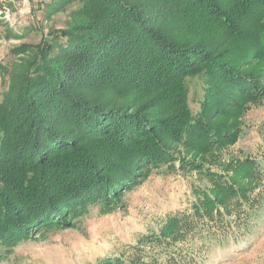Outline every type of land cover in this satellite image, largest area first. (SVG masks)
Masks as SVG:
<instances>
[{"label":"rangeland","instance_id":"rangeland-1","mask_svg":"<svg viewBox=\"0 0 264 264\" xmlns=\"http://www.w3.org/2000/svg\"><path fill=\"white\" fill-rule=\"evenodd\" d=\"M212 1L221 6L220 9L223 12H228L230 0ZM127 2L136 17L130 19L127 15L122 14L120 20L123 23L121 26L125 30L136 28L141 24L145 32L167 30L177 41L181 40L178 38L181 33L187 30L181 24L183 13L177 11L178 13L172 15L170 10L160 5V0H128ZM142 4L144 6L146 4L148 7H144ZM83 5V0H0V114L2 111L9 112L13 109L12 103L18 101L19 95L22 94L23 87L19 86L21 78L32 74L33 64L42 60L41 56L37 54L42 49V53L48 60L55 57L54 63H50L48 66H54L57 70L46 72L45 81L36 83L23 98L30 100L39 109L38 113L42 116L40 120L47 128H49L48 124L58 129L64 127L63 132L72 140L73 145L76 140L85 136L81 141L87 140V142L84 141L81 147L89 145L91 140L88 136L97 138V135L102 134H85L83 133L84 126L76 121L78 118L81 120L87 117L85 115L87 110L73 104L70 105L68 102L67 92H71L70 94L73 96V91L81 89L79 86L81 84L75 73H67L65 68L78 66V63L83 59L88 60L83 64V67L88 66L86 72L89 74L102 64L106 68L112 66V63L107 64L109 60L124 68L125 71L130 66H137V59H131L130 50H124L121 54L118 50L112 53L113 49L108 45L110 42L98 37L97 40L88 38V43H84L88 49L84 53L77 51L78 53L75 52L73 55L64 56L62 54L61 47L64 39L59 38L62 32H67L71 28L84 32L90 28L91 23H86L87 25L84 23L88 22L91 18L90 15L93 14L83 16L85 13ZM238 7H240L239 4ZM253 7L255 8L252 16L251 12L242 15L243 13L238 9H235V14L231 15V21L239 25L236 27L241 31L235 42H231L226 36L224 25H220V27L211 21L209 24H214L217 27L216 31H213L214 33L207 27L208 24L203 25L206 30L204 37L212 38V42L207 46H202L207 48L209 45H213V42L231 46L233 55H230L229 58L237 61L240 72H243L241 75L244 77L236 82H228L233 86L221 80L220 85L215 87L216 92L209 100L214 105V109L212 108L210 112L207 111L203 117L198 118L194 114L199 111V102L203 96L202 80L198 77L186 79L189 88L188 106L194 116L193 121L198 125L195 130L183 125V117L179 111L180 106L175 99L164 104L170 95L167 91L166 95L161 92L165 83L158 84L155 79H151L148 83L145 77V85L139 86L124 82L115 87H102L106 84H99L97 86L99 89L91 92L112 103L129 105L126 107L128 114L136 110L140 111L143 113V117L129 119V121L138 122L143 118L147 125L148 123L153 125L155 132L159 135L162 132V135L166 136L165 133L173 128L170 123H175L176 128L180 129L178 131L175 128V133L178 134L176 136L174 134L169 142L163 143L169 157L173 156L174 159L169 163L161 162L155 166L142 164L134 168L130 166L127 169L130 177L124 173L127 168L125 165H121L122 168L113 166L111 173L103 174L104 165L107 161L111 162L107 159L102 160V165L97 172L100 175L103 174L102 176L109 177L108 180H111L116 187L115 194L109 196V208L104 209L102 200L92 201L85 205V209L79 207L77 210H72V214H68L66 211L64 220L67 224L65 225H57L51 222L52 219L49 217V221H46L48 219L46 218L42 223L33 226L27 237L18 240L13 246L6 240L0 239V264H99L103 258L119 257L121 254L127 253L138 256L147 253L158 259V262L164 261L165 254L163 252L165 250L162 249L164 246L161 244L153 243L145 246L141 252L134 251L133 248L137 245L139 238L148 235L150 231H158L172 215L176 216L179 212L182 213L188 209L192 201V185L198 184V182L205 187L207 184L210 185L202 174H198L195 168L194 170L189 168L187 166L189 164L186 163L196 165L209 150L215 156L227 159L224 162H213L222 164L225 170L227 169V175L237 186L251 188L254 189V193H261L260 206L241 235L233 237L229 230L226 237L222 238V230L217 229V237L212 238L205 233L204 235L190 234L189 231L184 240H175L169 245L172 248L180 247L185 253L192 254L193 259L190 264H264V96L258 105L248 103L240 105L238 101L243 95L235 92L238 87L241 88L245 85V81L250 80H257V85L264 88V40L259 41V38L262 39L264 34V5L252 3L251 9ZM199 11L205 14L206 10L200 6ZM109 14V9H107L105 16H109ZM245 16L248 17L245 18ZM103 33L105 34V32ZM125 34L119 37L122 38L124 47L127 45V43L124 44L127 39ZM42 36L44 42L38 49ZM193 38L195 37L190 38L193 43L200 42L202 39ZM78 42L80 41L72 42L70 45L75 48V46H79ZM186 42V44L189 43L188 40ZM260 44L263 45L262 53H259L260 48L246 53L251 46L254 48ZM204 50L209 51L208 49ZM153 65L155 62H152L150 67ZM112 67L115 69L114 66ZM39 73L41 74V72ZM147 75L149 76L150 73ZM38 77L35 76V81ZM159 87L163 89L160 90ZM38 90L43 94L49 93L52 97L50 101L48 97H45L47 100L44 102L47 104L33 102L32 99L36 97L35 93ZM85 92L87 93V91ZM44 105L47 107L46 110L43 109ZM79 114L81 117H78ZM200 123H203L204 126H200ZM90 127L93 129L100 126L90 125ZM11 128L10 125L9 131ZM209 128L218 135L227 134V137L219 140L223 143L218 146L220 147L218 152L215 148L216 143L212 140L214 138L207 136L206 131ZM238 129L239 137L235 138L234 143H229L230 139H234L233 133ZM73 132L77 133V138L72 137ZM1 134L0 128V139ZM181 136H185L183 140L187 141L184 147L181 140H178ZM103 137L107 140L105 136ZM3 141L11 145L15 142L8 137ZM23 148L27 155L23 159L30 161V164H35L31 150L25 146ZM247 157L253 158L260 164L258 172H254V178H249L248 170L242 169L238 165ZM6 165L10 167L9 164ZM6 165H2V168H6ZM229 168L235 170L232 172ZM2 170L0 168V171ZM85 176L87 178V175ZM122 179L124 181H121ZM129 179H132V182L128 181ZM105 184L109 185L110 183L106 180ZM105 184L103 183L104 186H102L105 187ZM2 205L5 206L4 203ZM60 208L62 207L60 206ZM8 211L15 210L8 209ZM8 211H6V215ZM8 220L10 221L9 216H0V233L4 231V225ZM20 231L23 230L13 231V235ZM168 232L170 231L168 230ZM142 258L147 260L145 257Z\"/></svg>","mask_w":264,"mask_h":264},{"label":"trees","instance_id":"trees-1","mask_svg":"<svg viewBox=\"0 0 264 264\" xmlns=\"http://www.w3.org/2000/svg\"><path fill=\"white\" fill-rule=\"evenodd\" d=\"M127 1L83 0L84 5L82 7L85 9L83 16L93 14L90 15V20L84 23H91L90 28H87L84 32L71 28L67 32H62L59 37L64 39L61 47L64 56L73 55L77 51L86 52L88 46L84 43H88V38L89 40H97L98 37L110 42L108 45L113 49L111 50L112 53L115 50H118L120 54L124 50H130L131 59H137V66H130L126 71L110 60L107 64L112 63L115 69L112 66L106 68L102 64L91 74L86 72L88 66L83 67V64L88 61L87 59H83L78 63V66L65 68V72L75 73L77 79L80 80L81 85L79 86L83 89L73 91V96H71V92L65 93L70 105L73 104L78 108L87 110L85 114L87 117L80 120L78 117H81V115L79 114L76 121L84 126L83 133H101L102 135H97V138L88 136L91 141L88 143L89 145L84 147H81V144L84 141L87 142V140L81 141L85 137L82 136V139L76 140L73 145L72 140L64 134V127L58 129L48 124L49 128H47L40 120L42 116L38 113L39 109L30 100L23 98L36 83L45 81L46 72L57 70L54 66H48V64L54 63L55 57L48 60L42 53V49L37 52L42 60L33 64L32 74H27L21 78L22 81H20L19 86L23 87L22 94L19 95L18 101L12 103L13 109L9 112L2 111L0 114V128L2 130L0 168L3 169L0 171L2 172L0 174V216H9L10 219L7 222L9 224L5 223L4 231L0 233V239L6 240L12 246L18 240L26 238L32 227L42 223L46 218H48L46 221L52 219L51 222L57 225H65L67 224L64 220L66 211L68 214H72V210H77L79 207L85 209L87 203L96 200H102L101 203L104 204V209H108L109 196L115 194L116 190L114 189L116 187L111 180H108L109 177L102 175L105 172L111 173L113 166L114 168H122L121 165H125L127 168H125L124 173L128 176L127 169L130 166L133 168L141 164L155 166L161 162L169 163L174 159L172 155V157H169L163 143L169 142L174 134L175 136L178 134L175 133L177 127L175 123H170L173 127L172 130L166 132V136H163L162 132H160L161 135L155 132L152 124L148 123L147 125L143 118L138 122L129 121V119L143 117V113L136 110L128 114L126 107L129 105H118L101 96L93 95L92 91L99 89L97 88L99 84H106L102 87H115L124 82L139 86L141 84L145 85V77L148 83L151 79H155L158 84L165 83L164 89L159 87L160 90L163 89L162 93L168 92L170 95L164 104L170 102L171 99H175L180 106L179 111L181 117H183V125L195 130L198 125L193 121L194 116L188 106L189 88L186 79L198 77L202 80L203 96L199 102V111L194 114L198 118L203 117L212 108L214 109V105L209 100L216 92L215 87L220 85L221 80L229 84L228 82H236L244 77L241 75L243 72H240L237 61L229 58L230 55H233L231 46H223L221 42H213L214 44L209 45L207 48L202 46H207L212 42V38L204 37L206 36V30L203 25L208 24L207 27L212 30V33L217 29L215 23L219 26L224 25L226 36L231 42H235L236 37L241 33L240 29L236 27L239 25L231 21V15L235 14V9L241 11L242 15L251 12L252 16L255 7L251 9V4L264 5V0H230L228 12H223L220 9L221 6L216 5L215 1L212 0H160V5L170 10L172 15L178 13L177 11L183 13L181 24L187 30L181 33L178 37L181 40L178 41L170 32L163 29L161 31H151V33L150 31L145 32L141 24L128 30L122 28L121 24L123 22L120 20L122 14L127 15L130 19L136 17ZM238 4L240 7H238ZM142 5L144 6V4ZM200 6L206 10L205 14L199 11ZM144 7H148V5L145 4ZM107 9H109V16H105ZM211 21L214 24H209ZM124 33L127 35L126 42H124V44L127 43L125 47L123 41H121L122 38H119ZM192 37H195L193 39H202L200 42L193 43L190 40ZM43 38L42 36L38 49L44 42ZM78 40L80 41L78 42L79 46L74 48L70 45V43ZM187 40L189 41L188 44H186ZM262 40H264V34L262 39L259 38L260 42ZM260 46H254V48L251 46L246 53L259 48V53H262L263 45L260 44ZM152 62H155V65L150 67ZM147 73H150V75L148 76ZM35 76H39L36 81ZM245 82L243 87H238L235 91L243 95L238 103L240 105L245 103L250 105L260 104L264 96V88L257 85V80ZM222 83L224 82L222 81ZM229 85L233 86V84ZM19 93L21 92L19 91ZM35 96L32 99L33 102L38 101L40 104H47L44 102L47 100L46 98L48 97L49 101L52 98L49 93L43 94L39 90L35 93ZM44 106L43 109L46 110L47 107ZM40 112H42L41 109ZM10 125L12 128L9 131ZM90 125L94 127L99 125L100 127L91 129ZM199 125L204 126L203 123ZM206 132L207 136L214 138L212 140L216 143L215 148L218 152L220 150L218 146L223 143L219 140H223L222 138L227 134L218 135L210 128ZM233 134L235 135L234 139H230L229 143H234L235 138L239 135V129ZM7 137L13 139L14 144L5 143L3 139ZM72 137L77 138V133L73 132ZM183 137L185 136L179 137L178 140H181L184 147L187 141L183 140ZM23 146L31 150L35 164H30V161L23 159L27 156L23 151ZM114 146L115 148H113ZM116 154L118 155L116 156ZM105 159L111 163L107 161L102 169L103 174L100 175L97 171L102 165V160ZM213 161L224 162L227 159L215 156L209 150L196 165H190L186 162L189 164L187 165L189 168H192V170L195 168L198 174H202L210 185L207 184V187H205L200 182L192 185V201L188 209L185 212H179L176 216L172 215L158 231H150L148 235L139 238L137 245L133 248L134 251L141 252L145 246L153 243H157L156 245L161 244L164 246L162 249L165 250L163 252L165 254L164 261L158 262V259L147 253H144L143 256L127 253L121 254L119 257L103 258L99 261V264H190L191 259H193L192 254L185 253L180 247H170V242L184 240L189 231L190 234L204 235L205 233V235L212 238L217 237V229L222 230V238L226 237L229 230H231L233 237L243 234V230L247 228L249 221L254 217L260 206L261 193H254V189L251 188L237 186L231 177L227 175V169L225 170L222 164H216ZM6 164H9L10 167ZM2 165H6V168H2ZM28 165L33 166L29 167ZM238 165L242 169L248 170L249 178H254V172L257 173L260 168V164L249 157ZM229 170L233 172L235 169L229 168ZM85 175H87V178ZM106 180L110 183L109 185L105 184ZM121 181H124V179ZM128 181L132 182V179ZM103 183L105 187H103ZM8 209H14L15 211H8ZM6 211H8L7 215ZM49 217L51 218L49 219ZM18 229L23 231L13 235V231Z\"/></svg>","mask_w":264,"mask_h":264}]
</instances>
